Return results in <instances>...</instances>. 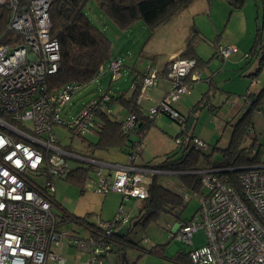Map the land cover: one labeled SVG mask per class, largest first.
<instances>
[{"label": "built area", "instance_id": "built-area-1", "mask_svg": "<svg viewBox=\"0 0 264 264\" xmlns=\"http://www.w3.org/2000/svg\"><path fill=\"white\" fill-rule=\"evenodd\" d=\"M51 3L52 0H29L22 5L19 0H0V7L10 11L6 31L0 36V264L64 263L59 249L65 238L68 245L89 253L90 258L83 264H106L116 242L114 232L131 224L130 214L121 207L112 220L95 225L84 221L88 234L80 237L75 231L65 230L61 217L52 209L54 179L93 164L97 165L95 187L102 193H121L123 202L131 197L146 199L153 174H197L208 192L200 196L195 214L177 223L171 238L192 244L194 232L205 230L207 242L189 251L191 264H264V161L237 168L204 162L189 171L160 170L145 165L138 153L128 155L126 164H118L94 158L89 142H84L86 150L80 152L59 142L53 132L56 126H65L73 137H82L99 125L97 111L114 115L111 98L115 91L108 87L74 115L72 99L82 86L69 83L50 91L47 79L59 70L61 61L60 43L52 33ZM262 41L264 44V32ZM236 51L230 45L217 48L223 59ZM196 64L194 58L175 56L165 74L152 65L147 67L139 101L161 77L170 82L169 92L147 114H167L187 121L175 104L200 79L196 73L191 81H184ZM123 68L121 57L109 61L111 82L122 76ZM257 112L264 113V108ZM135 124L136 117L126 114L125 131H132ZM176 143L198 150L209 146L193 134L177 135ZM70 160L77 163L76 167L70 166ZM231 170L240 171L242 195L225 175ZM183 188L184 184L179 186L178 194L187 201L191 197L188 192L182 195Z\"/></svg>", "mask_w": 264, "mask_h": 264}, {"label": "rangeland", "instance_id": "rangeland-1", "mask_svg": "<svg viewBox=\"0 0 264 264\" xmlns=\"http://www.w3.org/2000/svg\"><path fill=\"white\" fill-rule=\"evenodd\" d=\"M86 12L90 19L104 30L112 41V57L120 56L124 61L122 76L112 83L113 88L120 91L132 90L135 84L140 82V76H134L135 71L139 74L145 73L150 65L153 67L158 66L162 70L160 66L169 60V56L173 52L184 46L190 27L195 24L196 28L203 34V38L196 46L197 54L208 62V66L211 65V67H208L209 71H218L219 82H223L222 88L225 91L216 92L210 101V104L219 106V109L214 111L209 104L202 110H197L194 114L195 121L192 128H187L186 122L172 119L167 114L158 116L157 123L144 136L142 134L141 159L144 162H156L168 153L178 152L177 154H180L181 149L177 147L176 136L179 134L184 136L193 134L208 143L209 146L204 153L212 155V161L218 160L219 162L221 155L217 151L214 153V148L216 146L226 147L229 144L232 125L242 116L241 113L236 112L233 105V102L237 99H243L247 92V85H242L239 79L243 78L244 75L251 77V72L254 74L259 68L257 53L255 55L250 54L252 47L257 44L256 38L259 31L255 22L254 1L249 0L243 8L235 9L224 0H204L201 8L190 6L187 10L178 12L169 21H165L157 27L149 28L143 22H138L127 30H121L111 19L105 16L96 1L90 3L86 8ZM261 14H263V10ZM260 24H263V18H261ZM215 44H221L224 47L227 45L238 46V52L226 58L225 61H230L228 66H223L224 60L218 55ZM258 57L260 60V56ZM107 66L108 63L106 68ZM199 68L193 74L198 73ZM109 80L110 73L106 71L99 82H91L84 86L73 99L74 110L72 115L76 114L83 103L90 98L91 91L105 90ZM159 80L156 85H158ZM200 83L193 85L190 89L191 94L197 93ZM156 85L154 86L156 87L155 90L159 88ZM253 89L256 90V87ZM235 91L239 93H233ZM191 94L181 95L179 101L176 102L177 110L185 118L191 115L195 104L190 100ZM152 102L148 99L143 100V108L148 110L151 106L157 105H153ZM116 110L118 111V108ZM184 128L186 131L183 132L182 129ZM254 128L255 131H252L245 138L242 147H249L256 142L254 148L260 151V156L264 160V113H255ZM53 132L62 145L73 146L77 152L86 150L80 140L72 137L71 132L65 126H56ZM87 137L93 143L98 140L97 134H87ZM138 139V134H132V140ZM259 144H261L260 147ZM92 156L96 159L118 164L128 162L126 153L115 148H97ZM69 164L72 167L77 165L73 160H70ZM84 164L88 165L87 163ZM203 165L204 161L201 160L199 167ZM84 167L89 168L91 166ZM91 168L90 178L83 187L65 178L56 177L54 179L56 186L54 195L57 202L64 209L62 210L57 205H53L52 209L58 217L63 216L65 210L74 217H85L89 222L98 224L101 221L112 220L122 207L132 217L131 225H133V228L130 239L139 247H142L141 250L128 247L120 252L123 262L125 261V255H128L129 264H181L175 258L182 249L183 252L189 253L188 251L194 247L207 242L204 229L194 232L192 244H187L179 240L178 237L171 238L176 224L191 218L198 210L200 206L199 198L202 193L208 192L207 187L203 186L202 192H196L197 195H194L195 191H190L186 187L183 188L182 195L188 192L191 197L187 202L185 201V207L167 213L163 212L156 220L149 221L146 225H136L142 201L131 197L123 202L122 194L117 191L100 192L94 184L97 181L95 175L97 165L93 164ZM160 183L177 193H179V186L183 184L176 175L164 173L160 174ZM62 224L65 230L71 233L75 231L80 237H86L88 234L83 222L67 219ZM153 246L159 247L160 250L157 252L143 250L150 249ZM59 251L64 259V263L59 264H83L90 258L88 252L78 249L75 245H68L66 238L63 239ZM106 264H110V262L107 261Z\"/></svg>", "mask_w": 264, "mask_h": 264}, {"label": "trees", "instance_id": "trees-1", "mask_svg": "<svg viewBox=\"0 0 264 264\" xmlns=\"http://www.w3.org/2000/svg\"><path fill=\"white\" fill-rule=\"evenodd\" d=\"M19 1L22 5H27L29 3V0ZM92 1L97 2L103 14L111 19L118 28L127 30L138 22H143L149 28L157 27L161 23L169 21L178 12L185 10L188 4L193 0H52L49 13L52 23V33L60 43L61 61L59 70L53 75H50L47 79L50 91L60 89L65 84L69 83H78L83 88L91 82H99L103 74L107 71L106 64L113 58L120 57H112V41L104 30L98 27L88 16L86 8ZM224 1L228 2L235 9L242 8L246 2V0ZM9 16V9L1 6L0 36L6 31ZM202 38L203 34L196 28L195 24H193L186 37L184 47L178 55L180 58H194L197 63L194 70L184 78L185 82L192 80V74L201 67V62L204 61L198 56L196 51V46ZM256 39L257 44L252 47L250 54L255 55V53L259 52L260 54L262 52V54L259 60V68L254 73V76H257L264 67V44L262 41L261 29H259ZM218 46L217 44L216 47L218 48ZM169 64L170 60L164 64L162 68L163 74L166 73ZM101 71H103V73L98 77ZM144 74L145 73L138 74L140 76V82L135 84L132 90L120 91L113 88V82H111L110 78L109 84L106 86L105 90H93L90 92V98L85 101L83 105L93 98H99L101 92L106 91L108 87L114 89L115 93L112 95L111 104L114 106L115 112L114 115H108L107 113L97 111L96 114L99 119V125L89 133L98 135L97 142L93 143L87 135H84L82 137H76L80 140V143L84 145V142H87V144L89 142V145L92 147L90 150L93 153L97 148H115L126 153L127 157L132 153H138L141 158L140 146L142 143V134L144 136L157 121V117H151L147 114V110L142 106L143 101H139L138 98L141 92V83ZM79 91L76 92L73 99ZM208 93L211 92H207L205 96H207ZM250 97L251 104H249L247 110L242 114L239 120L232 125L229 144L226 147L216 146L214 148V153L217 151L221 155V160L219 162L218 160L212 161V155L205 154V150L184 148L180 145H177V147L181 149L180 154H177L178 152H171L156 162H144L143 159L141 160L145 165L152 168L175 171L194 170L199 166L201 160L207 165L222 168L245 167L263 162L264 160H262L260 156V151L254 148L256 142L249 147H242L245 138L252 131H255V113L264 108V87L258 93H252ZM73 99L72 104L74 105ZM200 103L201 101L197 103V105L199 106ZM197 105L193 108L197 107ZM210 106L214 111L219 109V106H214L213 104H210ZM118 107L121 110L117 111L116 108ZM126 114H131L136 117L135 127L129 132H126L124 129ZM188 120L189 117H187L186 121L187 128H189ZM194 121L190 128L194 126ZM134 133L139 135L138 140H132V134ZM260 146L261 144H259V147ZM91 167L76 168L71 171L65 179L74 181L83 187L90 178ZM239 173L240 171L231 170L225 172V175L230 179V184L242 195L243 191L238 181ZM176 176L190 191L202 192L203 185L197 174L182 173ZM148 192L149 196L142 200V205L137 215L138 219L136 225H146L147 222L156 220L163 212L167 213L171 212V210L185 207V201L180 194L176 191L173 192L160 183V174L152 175L151 183L148 186ZM52 200L54 205L59 206L62 210L64 209L63 206L57 202L55 196H52ZM67 219H74L81 223L86 221L92 224L85 217H74L64 210V215L61 216V223L65 222ZM132 228L133 225L130 224L126 235L119 234L118 231L114 232L117 243H115L114 249L115 247H120L124 250L126 247L142 249V247H139L130 239ZM143 250L146 252H157L160 248L153 246L150 249ZM175 259L181 264H191L189 253L183 251H180Z\"/></svg>", "mask_w": 264, "mask_h": 264}, {"label": "crops", "instance_id": "crops-1", "mask_svg": "<svg viewBox=\"0 0 264 264\" xmlns=\"http://www.w3.org/2000/svg\"><path fill=\"white\" fill-rule=\"evenodd\" d=\"M253 1H254V5H255V10H256V16H255L256 21L255 22L257 25V29L258 30L261 29V31L263 33L264 32V0H253ZM248 2H249V0H246L245 4H248ZM203 4H204V0H193L191 3L188 4V6L185 10H187L190 6H194L195 8H201L203 6ZM262 10H263V14H261ZM260 15H261V17H260ZM261 18H263V24L262 25L260 24ZM183 47L176 50L175 52H173L169 56V60L175 56H178L180 54V52L182 51ZM235 47L238 48V46H235ZM243 51H245V49H243ZM237 52L238 51H236L235 53H237ZM261 54H262V52H261ZM261 54H260V52L257 53L258 61H259L258 56L261 57ZM245 55H246V53H245ZM248 56H249V54H248ZM199 57L201 58V56H199ZM169 60L167 62H169ZM223 60H224L223 66H225V65L228 66L230 61L229 60L225 61L226 59H223ZM258 63L260 64V62H258ZM164 64H162V66H160V68H163ZM208 67H211V65L208 66V62H204V61L201 62V67L198 70L200 79L196 80L194 82V84L195 83L198 84L199 82H201L200 85L198 86V91L194 95L191 94V90L188 92V94H191L190 100L192 101V103H195L194 106L197 105V103H199L200 101H201L200 104H202V102L206 98L205 94L207 92H212L213 93L212 98H213L216 92L223 90V88H222L223 82H219V79H218L219 74L217 73L218 71L217 72H211L208 70ZM255 67L256 66L254 65V68ZM138 74H139V72H137V73H136V71L134 72V76L135 75L137 76ZM250 76L251 77H248V75H244L243 78L239 79V81H241L242 85H244V86L247 85V88H246L247 92L244 95L246 97H244L243 99H240V100L237 99L235 102H233V105L235 106L234 108H235L236 112L241 113V114H243L247 110L248 101H251L250 95L252 93H258L264 87V67L262 68V70L259 72V74L257 76H254L253 72H251ZM247 78H249V79H247ZM193 85L191 86V88L193 87ZM156 86L157 87L159 86V88L155 90L156 87H151V89L149 88L145 92V99L144 100L148 99L149 101H153L152 102V103H154L153 105L160 103L161 100L169 92L170 82L168 81V79H166L165 76H163L160 78L159 83ZM251 87H253V88L256 87V90L253 88L251 89ZM158 90H159V92H158ZM223 91H225V90H223ZM233 93H239V92L235 91ZM227 98L229 99V97H227ZM238 100H239V102H238ZM175 107L177 108L176 104H175ZM197 107H198V105H197ZM118 110H121V109L118 107ZM122 113H123V111H122ZM156 123H157V121H156ZM176 227H177V224L175 226V229H176ZM124 246H128V245H124ZM126 248H128V247H126ZM126 248H125V250H126ZM123 250H124L123 248L115 247V249L110 252V254L108 255V261L110 262V264H113V263L114 264H127L129 262V256L128 255H125V261L123 262L122 255H120V252H122ZM182 251H183V249H182Z\"/></svg>", "mask_w": 264, "mask_h": 264}, {"label": "water", "instance_id": "water-1", "mask_svg": "<svg viewBox=\"0 0 264 264\" xmlns=\"http://www.w3.org/2000/svg\"><path fill=\"white\" fill-rule=\"evenodd\" d=\"M212 94H213L212 92L211 93H208V95L206 96V98L202 102V104H200L198 107L193 108V110L191 111V115L189 116V120H188L189 127L192 126V123H193V121L195 119L194 114L197 112V110H202L204 107L209 106L210 100H211V98L213 96ZM128 230H129V225H124L122 228H120L118 230V233L119 234H122V235H126L127 232H128Z\"/></svg>", "mask_w": 264, "mask_h": 264}]
</instances>
